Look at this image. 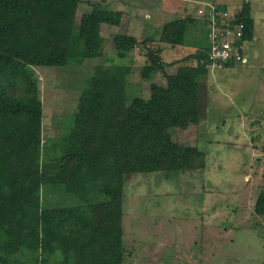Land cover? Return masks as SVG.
<instances>
[{
    "label": "trees",
    "instance_id": "obj_1",
    "mask_svg": "<svg viewBox=\"0 0 264 264\" xmlns=\"http://www.w3.org/2000/svg\"><path fill=\"white\" fill-rule=\"evenodd\" d=\"M81 2L0 0V264H124L128 177L160 173L170 181L205 171L204 151L172 139L177 129L199 125L205 106L210 62L203 21L187 15L164 24L158 41L169 47L182 46L199 24L201 39L190 56L196 65L167 75L157 58L162 46L148 52L149 64L139 69L149 83L143 98L128 90L129 67L107 65L103 56L100 28L118 26L122 14L92 7L79 15ZM234 18L244 25L241 40L251 41L247 2ZM111 43L122 61L145 42L124 34ZM94 60L67 129L43 139L34 69ZM158 73L165 85L156 83ZM253 212L264 218V183Z\"/></svg>",
    "mask_w": 264,
    "mask_h": 264
},
{
    "label": "rangeland",
    "instance_id": "obj_2",
    "mask_svg": "<svg viewBox=\"0 0 264 264\" xmlns=\"http://www.w3.org/2000/svg\"><path fill=\"white\" fill-rule=\"evenodd\" d=\"M244 1L253 20V37L245 43V62L239 65L244 66L208 69L199 125L177 129L172 136L175 142L204 151L205 171L170 181L160 173L128 177L122 203L124 264H264V218L253 212L264 183V0ZM134 2L82 0L78 14L92 7L125 11L120 12L123 18L118 26L100 28L103 56L107 65L128 66L129 92L146 98L149 83L139 79V69L149 64L148 52L156 54L162 46L157 58L171 75L180 66L196 65L190 56L201 38L198 24L187 30L182 46L161 45L158 39L167 19L156 15L147 0H136L139 7L132 12ZM210 3L226 6L231 14L242 6V0H198L197 6ZM183 4L188 11L189 3L183 0ZM193 7L196 3L188 12ZM179 17L175 12L168 20ZM124 34L145 43L120 61L111 38ZM96 63L34 69L43 139L67 129L85 79ZM155 81L165 85L160 73Z\"/></svg>",
    "mask_w": 264,
    "mask_h": 264
},
{
    "label": "built area",
    "instance_id": "obj_3",
    "mask_svg": "<svg viewBox=\"0 0 264 264\" xmlns=\"http://www.w3.org/2000/svg\"><path fill=\"white\" fill-rule=\"evenodd\" d=\"M196 15L205 24L210 69H223L226 66H239L245 62L243 52L244 25L237 22L228 10H216L212 4H204Z\"/></svg>",
    "mask_w": 264,
    "mask_h": 264
},
{
    "label": "crops",
    "instance_id": "obj_4",
    "mask_svg": "<svg viewBox=\"0 0 264 264\" xmlns=\"http://www.w3.org/2000/svg\"><path fill=\"white\" fill-rule=\"evenodd\" d=\"M149 3H151V6L153 8V10H155L154 12L156 13V15H160V16H163V18L165 17V20L166 22L169 21L168 18L170 16H173V13L177 12V15L180 16V18H184L186 15H192L193 17H196L197 19V15H196V9L198 10L200 7H199V4L197 6V3H198V0H186V3L188 4L189 3V8H191V5L196 3V7H193L194 11L193 12H188L189 11V8H188V11H187V8H185L184 4H183V0H147ZM211 4V3H210ZM133 6V9H132V12H136L137 11V2L135 0L134 4H132ZM137 5V6H136ZM139 7V6H138ZM151 8V7H150ZM179 8V10L177 9ZM110 11H116V10H110ZM124 10H117V12H123ZM125 12V11H124ZM133 14V13H132ZM123 16V15H122ZM123 18V17H122ZM174 20V19H173ZM149 25H153L151 22L149 23ZM115 27V26H114ZM193 29V27H191ZM133 36V35H132ZM136 38V36H135ZM244 65L242 66H231L232 68L236 67V68H241L243 67ZM230 66L226 67L227 68H231Z\"/></svg>",
    "mask_w": 264,
    "mask_h": 264
}]
</instances>
